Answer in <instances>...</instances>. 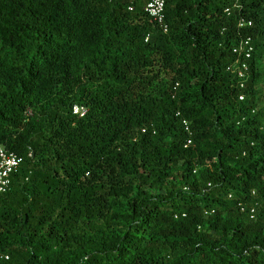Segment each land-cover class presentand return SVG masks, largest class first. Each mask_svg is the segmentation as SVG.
<instances>
[{
	"label": "trees",
	"instance_id": "16d2710c",
	"mask_svg": "<svg viewBox=\"0 0 264 264\" xmlns=\"http://www.w3.org/2000/svg\"><path fill=\"white\" fill-rule=\"evenodd\" d=\"M150 1L0 0V264H264V0Z\"/></svg>",
	"mask_w": 264,
	"mask_h": 264
},
{
	"label": "built area",
	"instance_id": "2783aa9c",
	"mask_svg": "<svg viewBox=\"0 0 264 264\" xmlns=\"http://www.w3.org/2000/svg\"><path fill=\"white\" fill-rule=\"evenodd\" d=\"M237 1V0H235ZM168 0H151L145 7L147 15L154 21L160 28L166 33L168 32V24L166 22V5ZM246 24L251 25L252 22H246L242 20L240 27H244ZM254 46L250 38L242 39L239 45L235 48L234 52L240 56H243V63L239 68L238 73L240 77H245L247 71H249L248 60L252 58ZM85 114L83 108L75 107V113ZM187 125V122H184ZM22 162V158L18 154L9 151L4 147H0V200L1 197L9 191L12 181V175L15 173ZM1 255V251H0Z\"/></svg>",
	"mask_w": 264,
	"mask_h": 264
}]
</instances>
